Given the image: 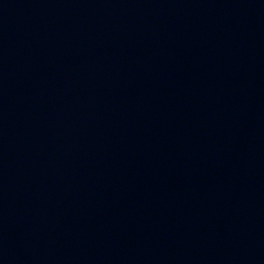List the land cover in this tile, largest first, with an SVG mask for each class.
Masks as SVG:
<instances>
[{
    "label": "water",
    "instance_id": "water-1",
    "mask_svg": "<svg viewBox=\"0 0 264 264\" xmlns=\"http://www.w3.org/2000/svg\"><path fill=\"white\" fill-rule=\"evenodd\" d=\"M0 264H264V0H0Z\"/></svg>",
    "mask_w": 264,
    "mask_h": 264
}]
</instances>
